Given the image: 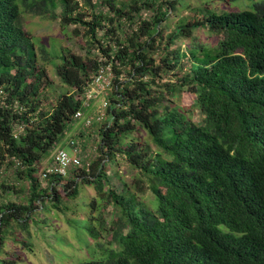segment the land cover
<instances>
[{
	"label": "trees",
	"instance_id": "obj_1",
	"mask_svg": "<svg viewBox=\"0 0 264 264\" xmlns=\"http://www.w3.org/2000/svg\"><path fill=\"white\" fill-rule=\"evenodd\" d=\"M22 1L0 0V256L15 227L30 236L39 213H65V200L88 186L97 197L80 218L100 258L74 264H264V0H243L242 11L196 9L167 37L179 0ZM24 11L85 39V58L37 46ZM48 65L62 85L53 101ZM103 65L114 89L96 129L99 156L89 173L42 182L43 162ZM185 94L189 110L176 103ZM143 132L156 152L125 142ZM118 158L140 175L132 188L112 183L107 163Z\"/></svg>",
	"mask_w": 264,
	"mask_h": 264
},
{
	"label": "rangeland",
	"instance_id": "obj_2",
	"mask_svg": "<svg viewBox=\"0 0 264 264\" xmlns=\"http://www.w3.org/2000/svg\"><path fill=\"white\" fill-rule=\"evenodd\" d=\"M77 1L82 2V0ZM248 4L249 1L243 0H239L235 3H221L214 0H182L180 4L179 0L178 3H176L175 10L170 13L166 25L164 24L165 37L173 32L182 18L191 16L196 9L209 8V10H212L213 12L222 13L248 10ZM21 5L24 6L23 1L21 2ZM22 25L35 39L37 46L44 45L47 50L53 54L60 53L63 48H69L72 50L71 52L85 58L86 50L80 51V45L82 44L84 46L85 39L81 40L75 37L70 31V36H68L67 33L64 34L58 25V22L49 20L48 18H41L24 11ZM74 28L75 27H71V30H74ZM197 35L203 43L207 45L212 43V40H210L208 34L204 31H198ZM186 46L187 44L183 43L181 40L175 45L177 49L183 48L184 50L186 49ZM48 74L50 80L53 82L52 86L55 88L54 92H49L50 101H53L56 96H58V92H61L62 85L51 65H48ZM192 98L193 97L189 94H185L177 99L176 103L184 109L189 110L190 105L192 104ZM100 106L101 99H95L92 102L90 109L91 114L94 115L99 111ZM192 117L195 122L201 120V114L199 111H195L192 114ZM81 125L83 128L82 130L79 129V127L81 128ZM98 126L100 125L95 122L92 128L87 129L83 127L82 122H75L72 126L67 128L63 135V139L66 140L70 137H76L80 140V145L83 150L89 152L92 146L98 143L99 138L96 132ZM131 138L140 141L142 144L146 143V146L151 148V152L157 151L156 147L147 137L146 132L139 134L134 133L128 138L126 137L125 142L128 143ZM53 154L45 159L42 164V169L49 163ZM107 164V172L113 178L112 183L118 190H121L123 186L132 188L135 178L140 176L121 158H118L114 163ZM80 190L81 194L77 199L70 200L67 198L65 200L64 206L69 208L65 213L59 212V215H46L45 212L39 213V216H37L36 219L37 222L30 225V236L15 227L14 230H12L14 235L13 233H9L6 237L5 250L2 256H0V260H7L13 264H74L97 258L99 259L100 255L96 254L97 245L88 235L84 227L86 222L80 218L84 216L88 217V213L90 212V201L92 202L97 197V193L93 188L88 186H81ZM141 197L144 202L151 204L152 195L150 192H146ZM106 210L107 212L112 211V207L109 206ZM72 218H75V220L70 223L69 220H72ZM108 221H110V215L108 216ZM108 234L109 232L104 231L103 238L100 242L105 244L107 248H110L108 245Z\"/></svg>",
	"mask_w": 264,
	"mask_h": 264
},
{
	"label": "built area",
	"instance_id": "obj_3",
	"mask_svg": "<svg viewBox=\"0 0 264 264\" xmlns=\"http://www.w3.org/2000/svg\"><path fill=\"white\" fill-rule=\"evenodd\" d=\"M114 73L110 65H103L98 74L94 77L93 82L85 93L83 108L78 110L74 115L75 122H82L84 128H92L94 123L103 124L108 118L109 99L108 94L113 92ZM101 99L100 110L94 115L91 114L92 102ZM23 130L19 127V131ZM99 142V140H98ZM100 143L92 146L89 152L83 150L80 140L76 137H70L56 149L51 156L49 163L41 171L40 179L45 182L52 175L67 178L72 171L84 170L89 173L94 158L99 156ZM90 153V154H87Z\"/></svg>",
	"mask_w": 264,
	"mask_h": 264
},
{
	"label": "crops",
	"instance_id": "obj_4",
	"mask_svg": "<svg viewBox=\"0 0 264 264\" xmlns=\"http://www.w3.org/2000/svg\"><path fill=\"white\" fill-rule=\"evenodd\" d=\"M79 126H80V125H79ZM79 126H78V127H79ZM79 129H80V130H82V129H83V128H82V125H81V128L79 127Z\"/></svg>",
	"mask_w": 264,
	"mask_h": 264
}]
</instances>
